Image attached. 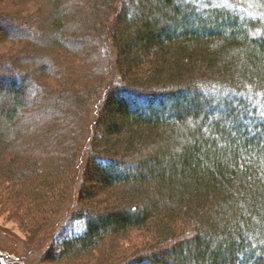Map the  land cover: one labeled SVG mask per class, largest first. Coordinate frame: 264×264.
Here are the masks:
<instances>
[{"label":"trees","instance_id":"16d2710c","mask_svg":"<svg viewBox=\"0 0 264 264\" xmlns=\"http://www.w3.org/2000/svg\"><path fill=\"white\" fill-rule=\"evenodd\" d=\"M0 25V212L44 239L83 169L46 262L264 264V0H0Z\"/></svg>","mask_w":264,"mask_h":264},{"label":"rangeland","instance_id":"374dc122","mask_svg":"<svg viewBox=\"0 0 264 264\" xmlns=\"http://www.w3.org/2000/svg\"><path fill=\"white\" fill-rule=\"evenodd\" d=\"M3 8L1 7V11ZM8 11V10H7ZM1 26V25H0ZM2 27V26H1ZM104 86L99 87L101 90ZM99 88L94 90L96 94ZM6 97V96H5ZM3 98V97H2ZM6 106L12 107L14 102L6 98ZM168 105L169 102H166ZM157 107L158 104L156 103ZM86 112L82 114L81 126L82 129L77 131L75 140L77 141L76 145L84 138L88 130H92V119L90 115L91 106L89 103L86 105ZM259 114V112H258ZM82 167L80 168L75 180L73 191L67 193L64 198L60 201L58 206V211L56 212V217L54 218L55 227L53 226L45 238H35L36 229H23L19 224L12 221L9 218L8 214L0 212V252L10 256L11 258H0L1 264H19V261H23L25 264H53L45 261L47 253L51 246L55 248L60 245L63 239L78 235L84 229V223L81 220L75 219V214L78 212V193L81 186V176H82ZM39 229V228H37ZM132 245H135V240L132 239V242L125 241L122 243L123 250H127ZM5 259V262H4ZM17 259V260H15ZM15 262V263H14Z\"/></svg>","mask_w":264,"mask_h":264}]
</instances>
